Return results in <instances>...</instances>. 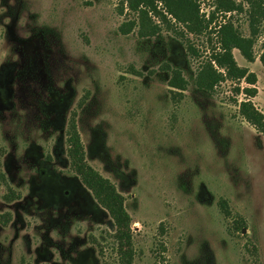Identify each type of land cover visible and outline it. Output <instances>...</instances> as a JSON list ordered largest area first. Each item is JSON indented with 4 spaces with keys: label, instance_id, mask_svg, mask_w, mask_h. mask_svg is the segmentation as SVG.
Listing matches in <instances>:
<instances>
[{
    "label": "rangeland",
    "instance_id": "374dc122",
    "mask_svg": "<svg viewBox=\"0 0 264 264\" xmlns=\"http://www.w3.org/2000/svg\"><path fill=\"white\" fill-rule=\"evenodd\" d=\"M196 2L207 19L211 0ZM154 6L143 20L127 0H0V264H119L123 251L131 264H264V138L235 91L247 84L198 89L213 27L190 33ZM232 21L249 34L245 13ZM252 49V62L232 54L264 114V31ZM71 117L129 239L71 165Z\"/></svg>",
    "mask_w": 264,
    "mask_h": 264
},
{
    "label": "trees",
    "instance_id": "16d2710c",
    "mask_svg": "<svg viewBox=\"0 0 264 264\" xmlns=\"http://www.w3.org/2000/svg\"><path fill=\"white\" fill-rule=\"evenodd\" d=\"M164 8L176 23L183 25L190 33H201L208 27H213L215 33V47L209 58L201 64L193 77L194 85L203 91H211L223 80H241L246 87H237V93L242 92L244 99L238 102L239 114L264 138V114L259 111L251 97L256 94V75L248 68L239 66L232 54L237 49L241 56L248 62L254 61L253 43L260 32L264 31V0H211V10L205 19L203 13H199V5L196 0H161ZM131 9L139 10L144 20L148 10H156L154 0H127ZM246 14L249 34L243 35L232 21L233 13ZM221 17V20H218ZM211 23L214 25L212 26ZM155 27H152V33ZM259 61L264 66V49L259 54ZM223 71H220V70ZM168 84L172 88L184 90L187 80L182 76L178 68L171 70V78ZM68 156L72 167L79 175L81 181L91 190L99 203L109 212L111 218L123 231L120 237L129 239L130 218L123 208L121 197L114 191L113 186L103 178L96 170L84 161L82 144L76 130L74 117L69 120L67 130ZM132 255L127 251L121 252L119 264H131Z\"/></svg>",
    "mask_w": 264,
    "mask_h": 264
},
{
    "label": "flooded vegetation",
    "instance_id": "af4514ba",
    "mask_svg": "<svg viewBox=\"0 0 264 264\" xmlns=\"http://www.w3.org/2000/svg\"><path fill=\"white\" fill-rule=\"evenodd\" d=\"M41 172V171H40ZM41 174V173H40Z\"/></svg>",
    "mask_w": 264,
    "mask_h": 264
}]
</instances>
